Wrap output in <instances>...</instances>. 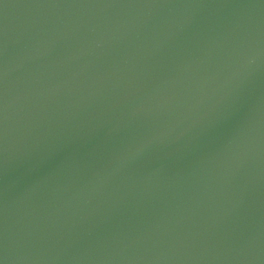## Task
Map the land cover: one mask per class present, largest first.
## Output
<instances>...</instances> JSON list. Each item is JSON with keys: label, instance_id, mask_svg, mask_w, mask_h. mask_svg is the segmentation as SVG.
Segmentation results:
<instances>
[{"label": "water", "instance_id": "water-1", "mask_svg": "<svg viewBox=\"0 0 264 264\" xmlns=\"http://www.w3.org/2000/svg\"><path fill=\"white\" fill-rule=\"evenodd\" d=\"M0 264H264V0H0Z\"/></svg>", "mask_w": 264, "mask_h": 264}]
</instances>
